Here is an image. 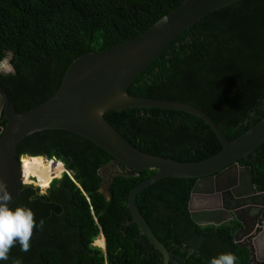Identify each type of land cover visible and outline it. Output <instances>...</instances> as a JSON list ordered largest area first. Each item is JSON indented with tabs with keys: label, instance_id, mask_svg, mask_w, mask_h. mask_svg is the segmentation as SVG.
Wrapping results in <instances>:
<instances>
[{
	"label": "trees",
	"instance_id": "16d2710c",
	"mask_svg": "<svg viewBox=\"0 0 264 264\" xmlns=\"http://www.w3.org/2000/svg\"><path fill=\"white\" fill-rule=\"evenodd\" d=\"M187 0H0V65L11 56L13 73L0 74L18 113L46 103L59 91L72 63L143 35ZM139 98L185 103L207 113L229 141L264 118V0H245L215 11L174 40L130 86ZM106 119L142 152L192 163L223 149L200 118L176 110L145 108L109 112ZM5 128L7 122L0 121ZM19 157H44L70 173L45 193L24 185L11 206L31 208L30 249L17 244L3 264H163L159 252L132 223L131 191L157 171L116 177L109 199L101 172L114 158L87 139L63 130L25 138ZM264 193V144L239 161ZM196 179L166 178L137 198L155 236L180 264H210L231 253L249 264V250L234 236L241 225L198 226L189 203ZM130 222V224H128ZM103 235L105 251L94 246ZM172 264V263H171Z\"/></svg>",
	"mask_w": 264,
	"mask_h": 264
},
{
	"label": "water",
	"instance_id": "95a60500",
	"mask_svg": "<svg viewBox=\"0 0 264 264\" xmlns=\"http://www.w3.org/2000/svg\"><path fill=\"white\" fill-rule=\"evenodd\" d=\"M245 0H187L173 10L140 37L116 47L91 53L75 60L66 71L57 94L39 107L18 113L12 93L0 82V96L5 99L3 117L5 128L0 125V182L7 185L12 195L11 207L25 184L22 158L18 146L28 136L47 130H63L77 134L109 153L114 160L103 170L100 193L109 199V188L116 177H135L148 170L157 173L135 187L129 196L128 209L132 223L136 224L154 249L163 258V264H180L172 253L155 236L141 213L138 196L150 186L166 178L196 179L189 211L192 221L202 227L220 226L236 220L241 229L235 235V243L251 253L253 248L241 244L243 237L253 232L261 213L252 215L253 208L239 210V202L254 203L263 197L253 181L249 167H241L239 161L247 158L264 144V118L235 141H229L216 122L201 109L169 101L139 98L129 93L132 83L151 66L164 50L184 31L207 15ZM157 108L182 111L203 120L215 133L223 149L217 155L201 161L185 163L151 155L134 147L105 117L109 112L125 109ZM27 157V156H26ZM47 161H53L48 160ZM55 165L59 161L55 160ZM65 173L70 174L67 170ZM62 177V176H61ZM57 179V178H56ZM252 195V196H251ZM230 198V199H229ZM235 198L239 200H235ZM235 203L237 207L230 209ZM229 208L230 210L226 211ZM248 212L249 214L245 213ZM228 216V218H227ZM130 224V222H128ZM261 237L254 242L258 258L264 249V225L257 232ZM258 235V234H257ZM252 241L253 236L247 237Z\"/></svg>",
	"mask_w": 264,
	"mask_h": 264
},
{
	"label": "clouds",
	"instance_id": "9594fccd",
	"mask_svg": "<svg viewBox=\"0 0 264 264\" xmlns=\"http://www.w3.org/2000/svg\"><path fill=\"white\" fill-rule=\"evenodd\" d=\"M11 200L7 185L0 182V264L9 259L11 248L17 244L22 252L29 251L33 229H42L44 225L43 220L36 222L31 208L10 207ZM15 264H20V261ZM210 264H237V258L231 253L220 254L211 258Z\"/></svg>",
	"mask_w": 264,
	"mask_h": 264
},
{
	"label": "bare ground",
	"instance_id": "6f19581e",
	"mask_svg": "<svg viewBox=\"0 0 264 264\" xmlns=\"http://www.w3.org/2000/svg\"><path fill=\"white\" fill-rule=\"evenodd\" d=\"M22 165L26 183L31 182V178H35L38 185L43 189L49 188L54 179L60 178L66 172L63 163L59 162L55 165V161H47L44 157H24L22 158ZM95 245L105 249L104 237L100 236L95 241Z\"/></svg>",
	"mask_w": 264,
	"mask_h": 264
},
{
	"label": "flooded vegetation",
	"instance_id": "af4514ba",
	"mask_svg": "<svg viewBox=\"0 0 264 264\" xmlns=\"http://www.w3.org/2000/svg\"><path fill=\"white\" fill-rule=\"evenodd\" d=\"M4 103H5V99H3L0 96V121L2 120V118H4L3 117ZM235 200H239V199L235 198ZM262 200H263V197H261V198H255L254 203L251 202V200L244 201V199L238 201L239 202V206H240L239 207V210H242V209H245V208H248V207H250V209L253 208V210H251L252 211V215H250L248 212H245V213L249 214V217H251V220H252V218L254 219L255 214L262 212V216L259 218L258 222L256 223V226L253 228V232L250 235H248V236H253L252 241H249L248 238H247L248 236L243 235V232H240V234H239V236L243 237V239L241 241V244L244 247L253 248L254 251H255V254H256V257H255L254 261L251 262V253H250V263L249 264H264V262L261 259L258 258L259 255L257 253V247L254 244V242L257 241L261 237V233H262V231L257 232V229L258 228H262L263 225H264V205H263V201ZM231 204H232V206H231L230 209H234L235 207H237L235 205V203H231ZM230 209L227 208L226 211H228ZM227 218H228V216H227ZM232 221H234V220H232ZM229 222H231V221H229ZM240 230H242L241 227L239 228L238 231H240ZM234 239H235V236H234ZM260 251H261L262 257H264V249H262Z\"/></svg>",
	"mask_w": 264,
	"mask_h": 264
},
{
	"label": "rangeland",
	"instance_id": "374dc122",
	"mask_svg": "<svg viewBox=\"0 0 264 264\" xmlns=\"http://www.w3.org/2000/svg\"><path fill=\"white\" fill-rule=\"evenodd\" d=\"M10 60H11V56L8 57L1 65H0V74H10V73H13V67L10 63ZM54 161V160H53ZM65 168V167H64ZM66 170V169H65ZM65 173V172H64ZM63 175V174H62ZM61 175V176H62ZM61 178V177H60ZM59 179V178H57ZM25 184L26 185H33L34 187L38 188L40 190V192L43 194L45 193V191L48 189H43L41 186L38 185L37 183V180L35 178H31V182L29 183H26L25 181ZM94 246L95 243H94ZM105 251V249H103Z\"/></svg>",
	"mask_w": 264,
	"mask_h": 264
},
{
	"label": "crops",
	"instance_id": "0c3cea01",
	"mask_svg": "<svg viewBox=\"0 0 264 264\" xmlns=\"http://www.w3.org/2000/svg\"><path fill=\"white\" fill-rule=\"evenodd\" d=\"M102 236V235H101Z\"/></svg>",
	"mask_w": 264,
	"mask_h": 264
}]
</instances>
